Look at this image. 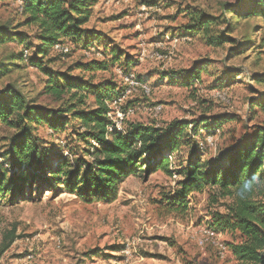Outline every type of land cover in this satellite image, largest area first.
Here are the masks:
<instances>
[{
	"label": "rangeland",
	"instance_id": "obj_1",
	"mask_svg": "<svg viewBox=\"0 0 264 264\" xmlns=\"http://www.w3.org/2000/svg\"><path fill=\"white\" fill-rule=\"evenodd\" d=\"M248 1L97 0L85 28L102 36L107 48L121 54V61L110 64L108 71L82 73L76 69L79 64L111 61V57L103 56L106 52L100 44L84 49L64 40L70 52L50 49L45 68L94 85L114 84L124 96L122 130L130 123L164 128L173 121H187L194 123L192 128L202 126L201 120L207 124L224 120L219 130L201 129L192 136L203 161L213 163L221 153L264 128V112L251 108L255 102L264 103V83L258 80L264 77V18H238L232 12L247 8ZM198 14L215 19L207 35L200 31L188 34ZM25 19L18 2H0V26L10 23L15 27ZM17 32L27 35L33 45L29 50L24 47L27 44L0 45V60L29 52L28 60L19 61L20 68H13L0 81V90L12 84L33 99L42 93L46 80L29 64L38 45L37 29L22 26ZM222 35L230 41L211 44L210 40ZM197 68L204 70L200 81L183 86L184 75ZM130 76L147 86L149 93L132 86ZM86 104L95 108V96L89 93ZM38 105L57 106L46 96L39 97ZM156 107L162 108L157 114ZM71 130L69 126L65 133L55 134L41 127L36 134L55 152L66 150L68 144L86 147L72 139ZM14 135L13 129L0 125V166L4 168ZM188 155L184 147L182 154L172 157L170 173L159 170L149 176L138 172L126 177L110 201L87 202L62 186L54 190L36 187L25 201H0V264H238L232 249L241 243L239 235L212 227L231 199L222 198L217 189H206L192 193L186 207L172 201L182 180L177 172ZM206 231L213 232L212 238L206 239ZM9 232L16 239L1 253ZM219 247L227 252L224 259Z\"/></svg>",
	"mask_w": 264,
	"mask_h": 264
},
{
	"label": "trees",
	"instance_id": "obj_2",
	"mask_svg": "<svg viewBox=\"0 0 264 264\" xmlns=\"http://www.w3.org/2000/svg\"><path fill=\"white\" fill-rule=\"evenodd\" d=\"M3 1L7 0H0ZM12 1L19 3L26 19L15 27L10 23L0 26V45L14 42L20 47L27 44L24 47L29 50L33 45L30 38L17 29L36 27L38 45L29 64L40 70L46 80L42 93L33 99L12 84L0 90V125L15 131L4 156L6 168L0 166V201H25L36 187L54 190L60 186L87 202L110 201L116 197L118 183L130 175L142 172L149 176L159 170L170 173L171 157H178L186 147L189 155L177 172L182 180L172 198L174 204L186 207L192 193L217 189L222 198H229L231 202L225 206L224 214L214 218L212 227L239 235L241 243L232 249L238 264H264V128L256 130L246 142L221 153L213 163L203 161L199 145L192 136L201 129L213 133L226 123L224 120L213 121V124L201 120L202 126L195 124L192 128L190 124L194 123L187 121H173L164 128L130 123L121 131L109 132L112 122L108 118L107 103L122 95L117 93L114 84L94 85L45 68L48 51L64 40L82 45L84 49L100 44L106 52L103 56L111 57V61L79 64L76 69L82 73L108 71L110 64L121 61V54L107 48L102 36L85 28L97 0ZM248 3L251 5L247 8H235L232 12L238 18L253 15L264 18V0H249ZM193 20L196 25L188 29V34L200 31L207 35L215 22L201 14ZM210 41L221 46L230 39L222 35ZM17 55L0 60V81L20 68L17 63L23 60V52ZM203 71L197 68L189 72L181 84L192 87L200 81ZM172 78L178 80L176 76ZM258 80L264 83V77ZM89 93L95 96L93 109L86 104ZM42 96L57 106H39ZM255 107L264 112L263 102H255L251 108ZM69 126H72V139L86 147L74 148L68 144L66 150L55 152L36 134L41 127L55 134L65 133ZM65 152H69V156H65ZM15 239V233H7L1 253L9 249Z\"/></svg>",
	"mask_w": 264,
	"mask_h": 264
},
{
	"label": "built area",
	"instance_id": "obj_3",
	"mask_svg": "<svg viewBox=\"0 0 264 264\" xmlns=\"http://www.w3.org/2000/svg\"><path fill=\"white\" fill-rule=\"evenodd\" d=\"M53 50L60 52L62 54H68L70 52L69 47H67L63 42L57 43L54 45ZM29 52L27 50L23 51V59L26 61L28 60ZM129 82L132 86H138L141 87L146 93H149V89L147 86L142 85L139 81L136 80L134 76L129 77ZM124 101V96H118L112 103H107V106L109 108L108 118L112 122L111 127L109 128V132H113L115 130L121 131V119L123 116V113L121 112V106ZM161 107H156L153 109V111L157 114L161 111ZM209 143H211L210 140H208ZM172 159V157H171ZM206 239H210L213 236L212 231H206L205 232ZM219 253L220 257L222 259L225 258L227 252L224 248L219 247Z\"/></svg>",
	"mask_w": 264,
	"mask_h": 264
}]
</instances>
